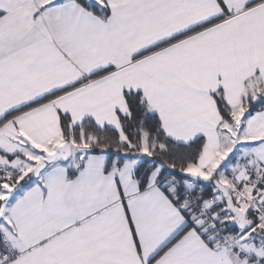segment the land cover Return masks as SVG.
Returning a JSON list of instances; mask_svg holds the SVG:
<instances>
[{
    "label": "snow or ice",
    "instance_id": "1",
    "mask_svg": "<svg viewBox=\"0 0 264 264\" xmlns=\"http://www.w3.org/2000/svg\"><path fill=\"white\" fill-rule=\"evenodd\" d=\"M0 264H264V0H0Z\"/></svg>",
    "mask_w": 264,
    "mask_h": 264
}]
</instances>
